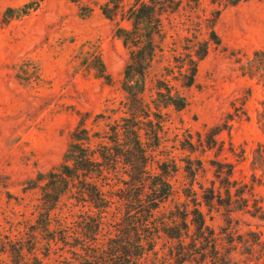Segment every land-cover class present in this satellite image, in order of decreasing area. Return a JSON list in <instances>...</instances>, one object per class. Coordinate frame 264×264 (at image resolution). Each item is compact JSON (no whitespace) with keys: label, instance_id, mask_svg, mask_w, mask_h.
<instances>
[{"label":"rangeland","instance_id":"1","mask_svg":"<svg viewBox=\"0 0 264 264\" xmlns=\"http://www.w3.org/2000/svg\"><path fill=\"white\" fill-rule=\"evenodd\" d=\"M105 1L0 0V18L7 7L37 2L28 14L0 22V250L4 242L20 236L26 223L36 220L33 205L39 190L27 189L31 180L61 162L80 123L104 129L106 119L98 117L96 123L94 119L106 116L124 99L121 80L128 54L115 35L114 21L100 9ZM174 3L175 9L164 19L168 47L162 58L155 57L148 89L156 76L165 74L164 66L175 64L172 56L182 52L184 36L209 37L214 17L212 28L220 42H210L190 88L172 81L188 97V104L178 111L163 109L159 143L151 151L152 171L166 163L177 191L162 209L174 208L192 180L200 194L214 184L223 203L226 192L215 174L220 168L226 172L229 165L237 210L228 214L223 205L202 210L218 238L221 257L231 250V258L214 260L209 254L202 264H264V0L227 6L219 0ZM172 42L174 51L169 48ZM96 55L109 80L89 65ZM238 192H243L248 208ZM71 202L65 196L58 209ZM77 211L73 207L72 212ZM175 243L161 234L158 255H165ZM207 251L212 252L209 246ZM0 257L10 264L8 254ZM152 257L147 255L143 264H150Z\"/></svg>","mask_w":264,"mask_h":264},{"label":"trees","instance_id":"2","mask_svg":"<svg viewBox=\"0 0 264 264\" xmlns=\"http://www.w3.org/2000/svg\"><path fill=\"white\" fill-rule=\"evenodd\" d=\"M219 1L227 6L244 0ZM36 7L37 2L7 7L0 22L26 15ZM100 9L114 21L115 35L128 54L121 80L124 99L106 116L94 119L95 123L98 117L106 119L104 129H88L80 123L61 162L31 180L27 189L39 190L33 205L36 220L26 223L18 238L4 242L0 255L8 254L10 264H143L150 254V264H202L209 254L214 260L218 256L220 261L230 259L231 250L221 257L218 238L202 210H219L220 205L228 214L237 210L230 166L226 172L220 168L215 174L226 192L223 203L214 184L200 194L192 188V180L184 198L168 210L162 209V204L177 193L168 179L171 170L166 163L157 165L158 172L151 169V151L158 146L164 125L163 109L173 107L178 111L188 104V97L172 81L183 88L195 83L198 63L207 55L210 42H220L212 28L215 17L207 39L184 36L182 52L172 56L175 64L164 66L165 74L156 76L148 89L147 77L155 57L162 58L168 47L164 19L175 9V3L106 0ZM122 21L127 25H121ZM174 44L169 47L172 51ZM89 65L99 77L110 79L100 55L94 56ZM118 111L120 115L116 116ZM242 194L236 195L248 208ZM65 196L74 203L58 209ZM73 207H78L76 214ZM160 233L176 241L163 256L156 249ZM208 246L212 252L207 251ZM41 247L43 252L39 254ZM0 264L8 262L0 257Z\"/></svg>","mask_w":264,"mask_h":264}]
</instances>
